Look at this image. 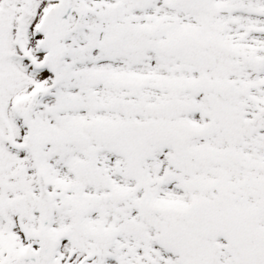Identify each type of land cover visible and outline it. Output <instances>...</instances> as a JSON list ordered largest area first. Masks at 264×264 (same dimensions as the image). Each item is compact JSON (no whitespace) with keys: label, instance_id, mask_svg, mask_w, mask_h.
I'll return each mask as SVG.
<instances>
[{"label":"snow or ice","instance_id":"obj_1","mask_svg":"<svg viewBox=\"0 0 264 264\" xmlns=\"http://www.w3.org/2000/svg\"><path fill=\"white\" fill-rule=\"evenodd\" d=\"M0 264H264V0H0Z\"/></svg>","mask_w":264,"mask_h":264}]
</instances>
